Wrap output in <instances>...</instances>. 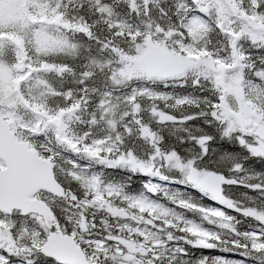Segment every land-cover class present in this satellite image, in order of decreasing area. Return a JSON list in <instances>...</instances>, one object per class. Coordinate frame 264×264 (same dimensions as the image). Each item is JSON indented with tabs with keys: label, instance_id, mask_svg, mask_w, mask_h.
Here are the masks:
<instances>
[{
	"label": "snow or ice",
	"instance_id": "obj_1",
	"mask_svg": "<svg viewBox=\"0 0 264 264\" xmlns=\"http://www.w3.org/2000/svg\"><path fill=\"white\" fill-rule=\"evenodd\" d=\"M0 264H264V0H0Z\"/></svg>",
	"mask_w": 264,
	"mask_h": 264
}]
</instances>
